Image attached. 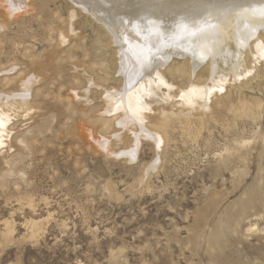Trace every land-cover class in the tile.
Wrapping results in <instances>:
<instances>
[{"label":"rangeland","instance_id":"rangeland-1","mask_svg":"<svg viewBox=\"0 0 264 264\" xmlns=\"http://www.w3.org/2000/svg\"><path fill=\"white\" fill-rule=\"evenodd\" d=\"M31 4L33 14L17 18L0 6V95L18 91L17 85L3 82L17 77L18 71L11 73L14 65H22L23 79L33 73L41 79L30 61L49 66L47 57L59 39L68 45L61 42L64 47L50 64L45 103L32 112L36 116L12 119L11 149H0V264H264V204L250 206L253 195L264 192V59L258 65L262 73L228 82L208 103L214 116L203 118L204 126L201 109L191 112L190 121L176 120L164 153L144 140L133 161L123 155L132 147L128 143L111 146L121 156L109 158L77 135L90 109L103 111L102 89L93 87L87 94L93 102L88 106L72 94L86 96L90 75L100 64L107 63L114 74L116 44L80 13L72 19L76 32L70 35L81 34V41L69 40L67 34L69 42L64 41L58 34L64 28L60 22L71 20V7L64 0ZM71 49L76 52L72 59ZM249 59L255 66V56ZM83 63L91 73L82 71ZM184 79L168 75L172 88H155L147 99L154 108L151 115L193 109L181 107L179 93L188 86ZM233 148L243 158H229ZM155 160L159 169H150L148 176Z\"/></svg>","mask_w":264,"mask_h":264},{"label":"bare ground","instance_id":"bare-ground-1","mask_svg":"<svg viewBox=\"0 0 264 264\" xmlns=\"http://www.w3.org/2000/svg\"><path fill=\"white\" fill-rule=\"evenodd\" d=\"M31 1L33 0H23V7L17 11H13V6L17 3V0H0V6L7 12L9 17L17 18L21 13L33 14L35 8H33ZM64 1L71 7L69 14L71 15V20L67 21V23L66 20L62 19L60 23L64 28L60 33L56 32L60 35L59 37H62L67 42L71 39H75L77 42L81 41V34L70 35L76 32L73 20L80 13L91 18L95 25L98 24L101 27L100 29H103L108 34V37L112 40V44H116L114 55L115 57L117 55L118 59L116 58V65L113 63L115 67L114 74L111 76V68H109V65H106L107 63H99L100 68L97 71L96 69L92 71L93 75H90L89 85L91 86V90L87 89L86 86V96L81 97L75 91L72 94L73 100L77 101V103H81L82 101L86 105H89L93 102L90 100L91 96L89 97L87 94L92 93L93 87L96 90L102 89L100 97L105 106L103 111H98L97 108L96 110L95 108L90 109V112L88 110L87 112L90 113L88 120L82 122L79 119L81 122L77 126V135L85 142L94 143L99 150L105 153L106 157L114 158L121 156L115 154L111 146L128 143L127 145H131L132 147L129 146L131 147L130 151L123 155L130 156L128 160L133 161V157L138 154L144 140L151 141L154 144V148L160 149L161 153H164L171 129L174 127L176 120H180V122L181 120L190 121L191 112H198L201 109L202 111H199L198 116L201 117V119L199 118L200 124L204 126L203 118H209L210 115L212 117L214 113L208 103L214 97H218V94L222 92L221 89L224 91L228 88V82L233 80L238 81L242 77L247 79L248 74L253 72L254 74H258V72H261L258 65L261 63L260 60L264 59V0ZM70 9L68 10L70 11ZM82 32L84 31L82 30ZM65 34L68 35L69 40H67ZM61 42L62 39H59V43L54 45V51H50L47 57L49 66L45 63L36 64V60L30 61L31 69L38 67L41 72L39 73L42 74L43 78L39 79L33 73L27 79H23L22 73H20L23 69L22 65L17 64L12 67V71L10 70L11 73L18 71L17 77L12 79L6 78L3 81L4 83H8V85H17L18 91L13 96L8 95L9 92L0 95V122L3 124V127L0 128V149L4 146H7L8 151L11 149V141H8L11 137V130L8 126L12 119L22 114L30 117L34 110L41 109V106L45 103L44 93L47 92V88L51 84L49 69H51L52 65L50 64H53L54 59L58 55ZM242 44H246L247 46L241 47ZM149 48L153 55L148 66L142 69L140 64L141 55H146ZM71 50L74 51V49ZM73 51H70L71 59L76 54ZM250 55L255 56V66L250 63ZM99 58L102 60V55ZM112 60H115V58ZM75 65L77 66V64ZM81 67L83 68L82 71L86 73L90 72L86 70H93L89 69L86 63H83ZM112 69L114 68L112 67ZM95 72L98 74L96 75ZM116 74L119 76L117 75L118 77L115 79L113 75L116 76ZM168 75L187 79L188 86L184 89L181 88L179 98L181 99V107L193 109L188 111L183 108L184 110L178 113L161 110L159 111L161 117L159 115L153 116L151 113L154 111V108L147 102V99L150 98V95L154 94L155 88L160 87V85L167 86L169 89L172 88L171 82L167 80ZM195 76L196 78L193 79ZM110 81H115L116 84H119V87H106L105 84ZM38 83H42V85L35 89V85ZM247 83L249 82H244V86ZM169 96L171 97V95ZM83 98L84 100H82ZM168 100L170 101L171 99ZM221 105L222 101L218 100L217 107L219 108ZM246 110H243L244 113ZM81 111L84 113V109L80 110V114ZM35 113L37 114L36 111ZM92 113L94 114L93 116H91ZM26 117L24 118L26 119ZM76 118L75 121L77 120ZM241 144L242 147L244 145L247 146L246 142ZM233 149H229V153L227 152L229 158L235 157L236 154L239 160L243 158V156H240L242 153L238 149ZM158 156L156 160L160 161L159 163L161 164L162 154L158 153ZM229 158L227 157L228 161ZM156 160L147 168L148 176L150 175V169L153 171L159 169V164L156 165L158 162ZM230 161L232 162L231 159ZM233 161H236V159ZM225 166H227V162ZM257 187L255 188L256 190H258ZM252 190L248 193H253ZM260 191L257 195H253L250 200L251 207H256V203L264 204V192ZM238 218L240 220V215H238ZM257 225L255 224L253 228L258 227ZM230 226L228 225L229 228ZM253 228L251 227V229ZM6 229H11L9 223L6 224ZM226 229L228 228L226 227Z\"/></svg>","mask_w":264,"mask_h":264},{"label":"snow or ice","instance_id":"snow-or-ice-1","mask_svg":"<svg viewBox=\"0 0 264 264\" xmlns=\"http://www.w3.org/2000/svg\"><path fill=\"white\" fill-rule=\"evenodd\" d=\"M22 7H23V0H17V3L13 6V11L20 10ZM125 43H127V41H125ZM246 46H247L246 44L241 45V47H246ZM152 55L153 53L150 48L148 49L146 55L144 54L141 55L140 64H141L142 69L148 66V64L151 61ZM221 91H223V89H221ZM2 127H3V124L2 122H0V128Z\"/></svg>","mask_w":264,"mask_h":264}]
</instances>
